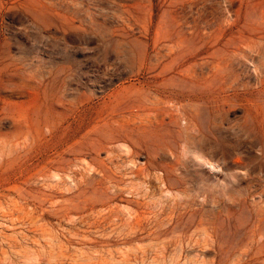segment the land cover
Segmentation results:
<instances>
[{"label":"rangeland","instance_id":"1","mask_svg":"<svg viewBox=\"0 0 264 264\" xmlns=\"http://www.w3.org/2000/svg\"><path fill=\"white\" fill-rule=\"evenodd\" d=\"M0 264H264V0H0Z\"/></svg>","mask_w":264,"mask_h":264}]
</instances>
